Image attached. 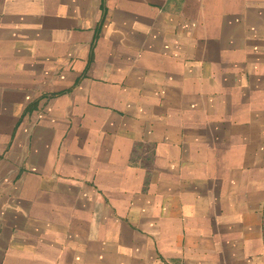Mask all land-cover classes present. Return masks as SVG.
Segmentation results:
<instances>
[{
	"label": "crops",
	"instance_id": "0c3cea01",
	"mask_svg": "<svg viewBox=\"0 0 264 264\" xmlns=\"http://www.w3.org/2000/svg\"><path fill=\"white\" fill-rule=\"evenodd\" d=\"M0 264H264V0H0Z\"/></svg>",
	"mask_w": 264,
	"mask_h": 264
}]
</instances>
